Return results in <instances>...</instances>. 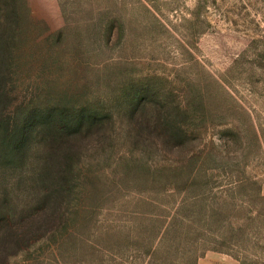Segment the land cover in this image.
<instances>
[{
	"label": "rangeland",
	"instance_id": "374dc122",
	"mask_svg": "<svg viewBox=\"0 0 264 264\" xmlns=\"http://www.w3.org/2000/svg\"><path fill=\"white\" fill-rule=\"evenodd\" d=\"M0 264H264V0H0Z\"/></svg>",
	"mask_w": 264,
	"mask_h": 264
},
{
	"label": "trees",
	"instance_id": "16d2710c",
	"mask_svg": "<svg viewBox=\"0 0 264 264\" xmlns=\"http://www.w3.org/2000/svg\"><path fill=\"white\" fill-rule=\"evenodd\" d=\"M9 133H10V131H9ZM11 151V150H10ZM11 152H13V151H11Z\"/></svg>",
	"mask_w": 264,
	"mask_h": 264
}]
</instances>
